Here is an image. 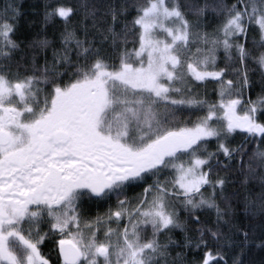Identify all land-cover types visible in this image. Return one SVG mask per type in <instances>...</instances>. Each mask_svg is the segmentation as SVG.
I'll list each match as a JSON object with an SVG mask.
<instances>
[{
  "label": "snow or ice",
  "instance_id": "snow-or-ice-1",
  "mask_svg": "<svg viewBox=\"0 0 264 264\" xmlns=\"http://www.w3.org/2000/svg\"><path fill=\"white\" fill-rule=\"evenodd\" d=\"M29 7L0 0V264H264V0Z\"/></svg>",
  "mask_w": 264,
  "mask_h": 264
},
{
  "label": "trees",
  "instance_id": "trees-1",
  "mask_svg": "<svg viewBox=\"0 0 264 264\" xmlns=\"http://www.w3.org/2000/svg\"><path fill=\"white\" fill-rule=\"evenodd\" d=\"M37 3V0H25V9L26 11V16L28 19H35L37 20V22L39 21L40 17L39 15H34L32 13V11L30 10V5ZM22 23H24V21H22ZM209 91L211 92V90L209 89ZM253 98H255V94H253ZM134 194V193H133ZM95 209H93V214H95ZM101 211H106V209H102ZM43 249H48V248H43ZM46 253V252H45Z\"/></svg>",
  "mask_w": 264,
  "mask_h": 264
},
{
  "label": "rangeland",
  "instance_id": "rangeland-1",
  "mask_svg": "<svg viewBox=\"0 0 264 264\" xmlns=\"http://www.w3.org/2000/svg\"><path fill=\"white\" fill-rule=\"evenodd\" d=\"M134 194H135V193H134ZM134 194H133V195H134ZM42 250H43L44 252H46V254H47V253L49 252L50 249L48 248V249H42Z\"/></svg>",
  "mask_w": 264,
  "mask_h": 264
}]
</instances>
